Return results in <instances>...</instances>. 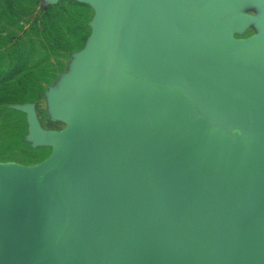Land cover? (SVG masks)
Masks as SVG:
<instances>
[{
    "label": "water",
    "instance_id": "95a60500",
    "mask_svg": "<svg viewBox=\"0 0 264 264\" xmlns=\"http://www.w3.org/2000/svg\"><path fill=\"white\" fill-rule=\"evenodd\" d=\"M83 1L85 96L55 101L64 131L28 109L48 159L0 163V264H264V34L221 19L245 1ZM251 208L262 223L217 245Z\"/></svg>",
    "mask_w": 264,
    "mask_h": 264
},
{
    "label": "rangeland",
    "instance_id": "374dc122",
    "mask_svg": "<svg viewBox=\"0 0 264 264\" xmlns=\"http://www.w3.org/2000/svg\"><path fill=\"white\" fill-rule=\"evenodd\" d=\"M243 1V6L226 9L221 19L244 11L256 21L235 37L245 40L264 34V0ZM100 13L83 0H0V95H38L25 104L0 99V163L34 166L51 156L54 146L38 143L32 135L28 109L36 112L45 130L67 128L56 116L55 101L67 99L76 109L77 99L85 96L75 83L87 81L81 64L98 44ZM261 223L260 211L251 208L222 225L217 245L228 247Z\"/></svg>",
    "mask_w": 264,
    "mask_h": 264
},
{
    "label": "trees",
    "instance_id": "16d2710c",
    "mask_svg": "<svg viewBox=\"0 0 264 264\" xmlns=\"http://www.w3.org/2000/svg\"><path fill=\"white\" fill-rule=\"evenodd\" d=\"M16 80L17 79H15V81ZM1 84H3V83H1ZM6 92H8V90ZM37 96H36V93H31V92H29L28 94L24 93L22 97H20V96L17 97L15 94L4 93V94L0 95V99H1L2 103H10L11 102L10 104L14 105V104H25V103L33 102L34 98H36ZM0 114H1V111H0Z\"/></svg>",
    "mask_w": 264,
    "mask_h": 264
}]
</instances>
